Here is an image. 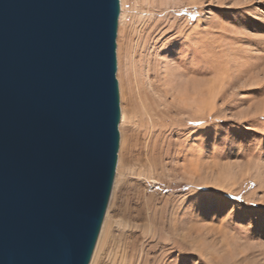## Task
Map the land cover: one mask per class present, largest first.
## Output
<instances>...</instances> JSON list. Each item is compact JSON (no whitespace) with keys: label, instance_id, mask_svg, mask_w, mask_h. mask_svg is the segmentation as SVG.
Listing matches in <instances>:
<instances>
[{"label":"rangeland","instance_id":"374dc122","mask_svg":"<svg viewBox=\"0 0 264 264\" xmlns=\"http://www.w3.org/2000/svg\"><path fill=\"white\" fill-rule=\"evenodd\" d=\"M124 1L112 215L130 227L97 264H264V0Z\"/></svg>","mask_w":264,"mask_h":264},{"label":"water","instance_id":"95a60500","mask_svg":"<svg viewBox=\"0 0 264 264\" xmlns=\"http://www.w3.org/2000/svg\"><path fill=\"white\" fill-rule=\"evenodd\" d=\"M120 0H0V264H90L120 150Z\"/></svg>","mask_w":264,"mask_h":264},{"label":"bare ground","instance_id":"6f19581e","mask_svg":"<svg viewBox=\"0 0 264 264\" xmlns=\"http://www.w3.org/2000/svg\"><path fill=\"white\" fill-rule=\"evenodd\" d=\"M124 0H120V6H121V12H120V18H119V21H120V24L124 18ZM120 28V27H119ZM118 40L116 39V42L119 41V37H120V29L118 31ZM117 42V43H119ZM118 63H119V70L121 68V48H120V43L118 44ZM118 70V71H119ZM118 75V73H117ZM118 77V76H117ZM119 77H120V74H119ZM120 79V78H119ZM121 80H119L120 82ZM148 83V81H147ZM120 84H122V82H120ZM121 86V85H120ZM151 87V86H150ZM200 91V90H199ZM121 95L123 96V88L121 87ZM159 93V92H158ZM160 97V96H159ZM195 101V100H194ZM123 104V103H122ZM200 106V104H199ZM157 111V110H156ZM161 111V110H160ZM159 113V112H158ZM126 111H125V108L122 106V111H121V126H124V121H125V118H126ZM122 128V127H121ZM158 130V129H157ZM155 135V134H154ZM121 158L119 157V160L117 162V168H116V175H115V180H114V184H113V188H112V193H111V196H110V200H109V204H108V208H107V211H106V214H105V217H104V221H103V224H102V228H101V231H100V235L98 237V241L96 243V247H95V250H94V253H93V256H92V259H91V262L90 264H97V261H98V257L100 256V253L101 251L103 250V248L105 247L106 243H107V240L110 236V234L114 231V228H115V221H114V217L112 215V206L114 204V201H115V196H116V192H117V189H119L118 187L119 184H120V180H121ZM140 188V187H139ZM141 218V217H140ZM138 220V219H137ZM140 220V219H139ZM126 223V222H125ZM119 228L121 229H125V228H128L130 227L129 223L128 224H124V223H117L116 225ZM132 227V225H131ZM137 227V226H136ZM135 227V228H136ZM147 230H146V235H155V229L153 228V225H148L147 227ZM112 235V234H111ZM116 249V248H115ZM113 254V253H112ZM120 255V254H119Z\"/></svg>","mask_w":264,"mask_h":264}]
</instances>
